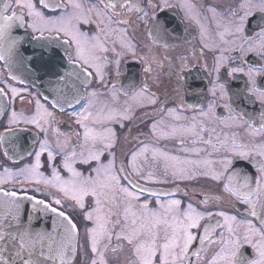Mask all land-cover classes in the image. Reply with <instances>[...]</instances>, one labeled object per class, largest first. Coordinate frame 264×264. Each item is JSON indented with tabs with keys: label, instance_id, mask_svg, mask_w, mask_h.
<instances>
[{
	"label": "snow or ice",
	"instance_id": "6c2138e0",
	"mask_svg": "<svg viewBox=\"0 0 264 264\" xmlns=\"http://www.w3.org/2000/svg\"><path fill=\"white\" fill-rule=\"evenodd\" d=\"M101 3L103 7H86L82 0H39L43 9L59 10L57 17H46L33 0H15L13 8L8 3L0 7V60H5V53L10 55L20 42L21 38L11 35L14 26L26 25L34 33L38 32L39 37L33 39H44L46 32L62 34L66 38L63 45L75 46V57L69 56L68 60L73 65L72 71L62 73L50 57L44 59L42 56L34 68L33 58H24L28 62V71L55 77L57 83L65 81L67 77H75L86 93L77 90L71 98L63 94L56 96L50 105L52 111L36 100L35 110L25 115L14 108L15 100H23L24 97L17 88L0 81V113L7 116L6 123L0 120V128H3L0 131V150L9 159L17 156L21 160L25 156L31 159L33 152L35 157L31 164L15 172L4 167L3 173H0V264H76L77 260L80 264H193L192 257H195V264H264V83L260 82V78H264V0H242L239 9L243 14L232 10L228 14L224 32L219 34L223 44L228 47L219 49L221 55L216 58L213 71L219 74L222 66L233 62L231 54L238 53L241 66L228 68L227 76L231 78L242 73L247 77L245 87L230 92L228 81L221 82L217 75L209 89L212 99L207 101L206 110L199 111V118L191 117L187 126L165 124L163 119L154 120L150 125L151 137L157 144L161 138L179 141L177 153H191L200 157L205 149L188 146L198 140L224 155L215 162L206 158L182 159L180 155L170 154L166 148L149 147L152 141L144 143L138 134L132 138L138 142L136 147L129 148L124 154L119 169L115 167V148L119 136L110 125L118 122L123 128V121L134 120L135 107L156 105L158 98L154 93H149L145 86L135 91L130 97L131 103L126 102L122 109L108 108L107 112L101 109L94 113L98 91L87 89L93 81L98 82L116 102L117 85L106 82V70L109 64H113L116 78L119 79L121 53L116 52L117 58L114 60L99 55L109 49L99 41L98 36L89 37L78 25L95 22L97 28L107 34L108 31H115L110 27L114 23L134 27V21H140L150 26V36L163 37L168 29L157 13L162 14L170 5L167 0H101ZM181 7L186 9L185 14L189 19L199 22L192 4L185 0ZM209 10L215 17V9ZM8 11H11V15L7 14ZM125 11L135 13L134 19H115ZM150 11L152 15H149ZM253 21L254 34L250 35L248 26ZM225 33L231 37L230 40L223 39ZM122 47L130 51L132 46L122 42ZM204 47L209 45L204 44ZM65 51L67 54V49ZM112 51L115 52V49ZM225 52L229 55H224ZM249 54L255 55L258 66H250L245 71L243 63ZM181 59L187 58L182 56ZM144 71L151 69L145 68ZM10 79L19 78L13 75ZM51 91L59 93L61 90L54 88ZM241 97L248 104L259 105V110L247 112L233 107ZM82 101L81 111H73L70 115L75 118V124L84 129L83 141L79 143L81 161L84 164L95 161L97 165L91 169L95 175L87 177L72 167L77 153L73 150L69 155L64 151L67 140L57 143L59 152L51 150L47 139L37 141L39 150L33 148L29 151L23 147L20 135L28 131L27 126L45 136L50 128L53 132L58 131L53 127L57 123L56 110L63 114V104L72 107L74 103L81 104ZM28 103L31 104V101ZM10 106L12 110L9 112ZM218 107L227 112L226 117L217 115ZM160 111L165 109L161 108ZM178 112V109H166V114L176 122L189 120ZM217 121L229 128L245 127L249 139L237 143V135L233 132L231 137L224 134L223 139L216 134V143H212L211 139L205 140L204 132L210 135L216 132L208 125ZM257 121L259 127L255 126ZM21 124L26 127L20 128ZM90 125H100L102 131L94 132ZM161 125L170 131H158ZM189 136L196 140L190 141ZM76 138L80 140L79 133H76ZM105 151L111 159L102 163L101 156ZM44 152H47L49 161L57 155L63 157V167L70 173L68 179L62 178L55 166L51 169L50 178L44 175L41 170ZM234 159L247 161L255 169V174L235 168ZM213 163L219 164L222 170L213 169ZM225 175L228 182L223 185V192L230 198L227 201L216 198L214 202L221 204V209L216 211H198L191 201L186 207L179 199L165 202L159 199L161 193L145 186L175 183L178 180L191 181L198 177H210L217 181ZM122 181H127V184ZM176 191H179L178 187ZM145 193L149 197H157L154 209L150 208L148 199L141 201ZM185 195L189 194L186 192ZM85 197H91L93 202L88 206L91 210L83 212L84 221L91 222V226H86L81 233L78 224L64 211V207L74 205L84 210ZM66 201L73 204L66 205ZM113 236L119 243L112 244ZM196 241L199 247L192 250ZM109 252L115 254L116 258L109 259Z\"/></svg>",
	"mask_w": 264,
	"mask_h": 264
},
{
	"label": "flooded vegetation",
	"instance_id": "af4514ba",
	"mask_svg": "<svg viewBox=\"0 0 264 264\" xmlns=\"http://www.w3.org/2000/svg\"><path fill=\"white\" fill-rule=\"evenodd\" d=\"M36 4L37 9L43 11L46 17H57L60 15V11H52L50 9H43L39 4V0H33ZM53 2V0H49ZM83 4L88 6L99 5L103 7L101 0H82ZM170 5L169 8L164 9L162 14L157 13L160 19L164 21L168 32L163 37H156L149 35L150 26L144 25L140 21H134L135 26H128L123 24H112L110 27L115 31H108L107 34L101 32L97 28L96 23L93 22L91 25H78L82 31L87 33L89 37L98 36L99 41L109 49L106 53H98L101 56H106L109 60L116 59V52L121 53L119 59L121 60L119 70L120 77L117 80L115 75V66L113 64L108 65L106 82L117 85L116 91V102L111 100V93L105 89L100 83L93 81L87 91H98L96 103L93 108V112L104 109L107 112L108 108H115L117 110L122 109L126 102L131 103L130 97L133 93L139 90L141 87H147L149 93H154L158 98L156 105H147L145 107H135L133 110V121H123L124 127H120V123H112L110 126L117 132L119 136V143L115 148V167L119 169L121 160L124 159V154L128 152L129 148H134L137 145V141H133L132 138L140 134V140L144 143H149V147L158 146L161 149L166 148L172 155H180L181 158L198 159L206 158L212 161H217L224 155L223 152L213 151L210 145H205L200 141L196 140L195 137L189 136V140H196L195 144L189 143V147H196L205 149L206 151L200 153V157H197L191 153H177L176 148L179 146L178 140L164 139L161 138L157 142L151 137L150 125L154 120L163 119L165 124L180 123L187 126L190 123V118L193 116L198 117V113L201 109L206 110L207 101L212 99L209 89L212 87L211 81L216 78L217 75L220 77V81H228L230 92L238 91L245 87L247 77L242 73H237L233 77L227 76L228 68L241 66L238 53H232L233 62L222 66L219 74L213 71L214 62L217 57L221 55L220 48H227L228 45L223 44L221 41L220 33L224 32V25L226 24L228 14L235 10L239 14H243L239 9V3L242 0H186L187 3L194 6V13L197 14L196 19H189L185 12L186 9L181 7V3L185 0H167ZM10 8L14 7L15 0H8ZM209 9H215L216 16ZM17 11H19L17 9ZM71 11V9H69ZM11 15V11L7 12ZM135 13L124 12L121 16L115 17L117 20L128 19L135 17ZM149 15H152L151 11ZM259 17L257 16V19ZM25 20L28 21L25 10ZM93 21L95 17L93 16ZM217 24L220 26L217 27ZM103 27V25L101 26ZM255 28V21L252 25L248 26V34H254L253 29ZM24 34L15 33L11 35L13 37H19L20 42L16 48L9 55L6 53V59L0 60V81L4 84H8L11 87L17 88L20 95L24 97L23 100L17 98L15 100L14 108L17 112L23 111L25 115L30 114L31 111L35 110V101L39 100L49 111H52L50 107L52 97L68 96L71 98L76 94L77 90L84 92L80 87L79 81L75 77H67L65 81L57 83L55 77L44 75L43 73L36 74L34 71L29 72L27 64L28 62L24 59L25 57L31 56L33 58V68L41 58L52 59L54 63L58 65L62 73L71 72L73 65L68 62L69 56L75 57V46L63 45V40L66 39L62 34L55 32L49 34L45 33L44 39H33V37H39L38 32H33L32 29L26 25L21 27ZM258 31V29H256ZM123 33V35H122ZM224 40H230L231 37L225 33ZM124 44H131V50L122 47ZM204 44H208L209 47L205 48ZM43 45V47H41ZM166 45V46H165ZM115 49V52L112 49ZM65 49H67V54ZM134 53V54H133ZM224 55H229L225 52ZM186 57V60H182L181 57ZM155 58V62H153ZM258 66L256 64V57L254 54H249L243 63L245 71L248 67ZM145 68H150L151 71L145 72ZM16 76L19 79H10L11 76ZM260 82L264 83V78H260ZM54 88H58L61 91L59 93L50 92V96L44 95L41 91ZM26 89V91H25ZM126 89V91H125ZM10 95V94H9ZM47 97V99H46ZM31 101V104L28 103ZM83 101L81 104H73L72 107H68L65 103L63 104L64 113L61 114L60 110H56V121L53 125L58 131L53 132L50 128L47 136L44 133L37 134L36 130L31 126L28 127V131L21 133V143L23 147L31 151L33 148L39 150V144L37 141L47 139L48 145L53 152H59L60 148L57 147V143H63L67 140V147L64 149L69 155L71 151L75 150L77 157L73 158L72 167L81 172L84 176L95 175L91 172L92 168L97 165L95 161L89 164H84L80 159L81 149L79 143L83 141L84 129L80 128L74 122V117L70 114L73 111L80 112ZM191 105L192 107H189ZM233 107H238L247 112H256L259 110V105H251L244 102L243 97L236 100ZM164 108L165 111H160ZM178 109V114L189 118L188 121L176 122L172 116L166 114V109ZM9 112L12 110V106L9 107ZM148 113V115H145ZM217 115L221 118L227 116V112L223 108H217ZM199 118V117H198ZM0 120L7 122V116L3 113L0 115ZM94 132L102 131L100 125H90ZM256 127H259V122H256ZM20 128L26 127L21 124ZM208 127L215 128L214 134L208 132L203 133L205 140L211 139L212 143L217 142L216 134L220 135V139H223L224 134H228L231 137L233 132L237 135V143L246 142L249 139L245 127H225L218 121L211 123ZM3 131V128H0ZM158 131H170L163 125L160 126ZM76 133L80 134V140L76 138ZM127 138V143L125 142ZM102 147V145H98ZM86 154V153H85ZM34 152L31 159L27 156L23 160L17 156L15 159H9L3 155V151L0 150V173H3L4 167L15 172L18 168L23 167L26 164H31L34 161ZM111 157L108 152L105 151L104 155L101 156V162L107 163ZM42 171L45 176L51 177V169L53 166L60 172L62 178L68 179L70 173L63 167V157L55 156L52 161L48 160L47 152L42 153L41 157ZM235 168L242 169L249 174H255V169L247 161L234 159L233 161ZM213 169L222 170L221 166L217 163H213ZM227 176H222L220 180L214 181L210 177H198L191 181H176L175 183L169 182L167 184H147L146 187L152 188L153 191L161 193L159 196L160 200L165 202L172 199H179L184 207L187 206L189 201L197 208L198 211L211 210L216 211L221 209V204L214 202L216 198L227 201L230 197L227 193L223 192V185L227 183ZM127 184V181H122ZM144 184L143 181H140ZM11 188L12 185H7ZM177 187L179 191H176ZM45 191H55V189H45ZM189 195H185V193ZM170 193V194H169ZM30 195L33 193L29 192ZM35 195L40 196L39 193ZM43 198V197H41ZM144 199L149 200L150 208L156 207L157 197H149L147 193L141 196V201ZM204 201H207L206 203ZM86 208L81 210L79 207L65 206L64 211L69 214L72 219L78 224L79 230L83 233L86 226H91V222H86L83 219V212L91 210L92 198L85 197ZM73 202L66 201V205H72ZM227 210V209H225ZM221 219L222 218H218ZM215 221H213L214 223ZM118 230V229H117ZM196 231V230H194ZM202 231V230H200ZM83 242V241H81ZM119 243L113 236L112 244ZM199 247V242H194L192 250ZM126 255V254H125ZM210 255V253H209ZM109 259H115L116 255L109 252ZM82 258V257H81ZM123 261V256L120 257ZM193 264H195V257H192ZM76 264H80L77 260Z\"/></svg>",
	"mask_w": 264,
	"mask_h": 264
},
{
	"label": "water",
	"instance_id": "95a60500",
	"mask_svg": "<svg viewBox=\"0 0 264 264\" xmlns=\"http://www.w3.org/2000/svg\"><path fill=\"white\" fill-rule=\"evenodd\" d=\"M4 3H8V0H0V7H2ZM11 33H12V34H15V33L24 34L23 31L21 30V27H18V26H14L13 29H12V32H11ZM5 54H6V53H5ZM41 91H43V87H42V86H41ZM50 92H52V91L45 90V91H43L42 93H43L44 95L50 96V95H49ZM53 99H54V98L52 97V100H53ZM1 114H2V113H0V115H1ZM48 222L50 223V221H48Z\"/></svg>",
	"mask_w": 264,
	"mask_h": 264
}]
</instances>
